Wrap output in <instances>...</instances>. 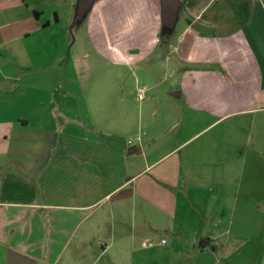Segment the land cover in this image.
Segmentation results:
<instances>
[{
	"label": "crops",
	"instance_id": "obj_1",
	"mask_svg": "<svg viewBox=\"0 0 264 264\" xmlns=\"http://www.w3.org/2000/svg\"><path fill=\"white\" fill-rule=\"evenodd\" d=\"M179 2L176 36L116 46L73 35L79 0H0V264H178L249 238L232 216L264 207V0Z\"/></svg>",
	"mask_w": 264,
	"mask_h": 264
},
{
	"label": "rangeland",
	"instance_id": "obj_2",
	"mask_svg": "<svg viewBox=\"0 0 264 264\" xmlns=\"http://www.w3.org/2000/svg\"><path fill=\"white\" fill-rule=\"evenodd\" d=\"M123 0H120L121 4ZM148 4L144 0L134 1L138 4H134L131 2L130 6H127L126 9H123L122 6V12L126 14H122L118 11H107L104 10V19L100 15H92L90 17V10L89 8L92 6H89L88 9H84V12L80 13V19H79V25L74 27L73 29V35L79 34L82 37V34L84 33V29L88 24L94 26V28L97 27L98 33L95 37V39L98 42H101L103 40H110L112 44L118 46L119 45H128L130 43H138L139 41L146 40L148 42L149 46H153L156 41L160 38H168L166 35L171 32L172 35L170 37L176 36L178 33H180L184 27V23L181 18L176 19L175 21V27L168 29L163 24V21L158 18L159 12L156 11L155 7L151 9L152 1L147 0ZM158 3V0H157ZM136 10L134 13H131V11ZM79 15V14H78ZM131 15H133L131 17ZM157 17H156V16ZM65 16L62 17V19ZM178 17V16H177ZM131 18V19H130ZM67 22V17L64 18L63 22ZM160 21V22H159ZM125 23L131 25L130 29L128 31V28L125 27ZM142 25V30H139L138 32H135V30H132V27L136 24ZM99 25H107L109 28V32L103 33L99 31ZM155 25L157 28V31H155ZM161 25V26H160ZM83 31V32H82ZM82 32V33H81ZM95 32V30H94ZM162 41V39H161ZM121 42V43H120ZM171 67L170 64H164V71H166V78H165V86L170 87L171 82L173 81V76L171 74V68H165ZM147 98V92L146 96ZM177 102L179 104L185 105L184 99H178ZM167 109L163 108L159 113L164 114L166 113ZM187 112V111H186ZM186 115V114H185ZM168 121V120H167ZM169 122V121H168ZM173 120L170 119V122L168 124V127L171 129ZM183 126V125H181ZM172 134L179 135L180 130L175 131ZM248 208H244L243 210H237L236 216H232V220L235 221L233 225L232 233L236 234L239 232L244 233L245 237H247L246 234H248L249 238H234L230 236V232L227 234V236H224L221 238V245L222 248L219 250L210 251L209 253H197L198 247H195V250H189L185 256L174 255L172 257V260L174 263L178 264H264V250L261 252L254 253L253 249L252 252H247L248 249V242L250 240V235L253 231L258 232H264V207H260L258 214L254 212L253 216H251L250 212H246ZM250 217V219H249ZM257 219V221H256ZM238 220V222H236ZM229 218H226V224L228 223ZM232 235V234H231ZM244 237V236H243ZM166 241V240H165ZM251 242V240H250ZM242 247V248H241ZM244 249V252L242 251ZM166 257V258H165ZM102 262L107 263V257L103 258ZM165 262L170 259L171 256H168L167 254L164 255ZM171 260V263H172ZM217 261V262H216Z\"/></svg>",
	"mask_w": 264,
	"mask_h": 264
},
{
	"label": "water",
	"instance_id": "obj_3",
	"mask_svg": "<svg viewBox=\"0 0 264 264\" xmlns=\"http://www.w3.org/2000/svg\"><path fill=\"white\" fill-rule=\"evenodd\" d=\"M94 0H79L77 19H80V13L88 9ZM162 9V21L165 26L172 27L177 19L179 9V0H160Z\"/></svg>",
	"mask_w": 264,
	"mask_h": 264
},
{
	"label": "built area",
	"instance_id": "obj_4",
	"mask_svg": "<svg viewBox=\"0 0 264 264\" xmlns=\"http://www.w3.org/2000/svg\"><path fill=\"white\" fill-rule=\"evenodd\" d=\"M137 96H138L139 99H144L145 96H146V89L143 88V87L139 88V89H138V94H137ZM164 241H165V240H164ZM164 241H163V242H164Z\"/></svg>",
	"mask_w": 264,
	"mask_h": 264
},
{
	"label": "trees",
	"instance_id": "obj_5",
	"mask_svg": "<svg viewBox=\"0 0 264 264\" xmlns=\"http://www.w3.org/2000/svg\"><path fill=\"white\" fill-rule=\"evenodd\" d=\"M209 240H208V238L207 239H202L201 241H200V247L201 248H204L206 245H207V243H209L208 242Z\"/></svg>",
	"mask_w": 264,
	"mask_h": 264
}]
</instances>
